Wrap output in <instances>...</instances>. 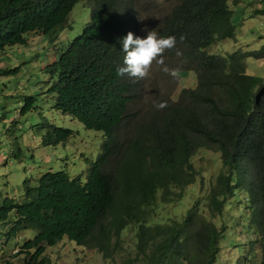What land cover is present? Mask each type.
Listing matches in <instances>:
<instances>
[{
	"label": "trees",
	"instance_id": "16d2710c",
	"mask_svg": "<svg viewBox=\"0 0 264 264\" xmlns=\"http://www.w3.org/2000/svg\"><path fill=\"white\" fill-rule=\"evenodd\" d=\"M78 1L0 0V50L25 44L30 32L51 33L63 26ZM229 1L235 6L240 0H176L160 18L158 38H177L164 54L178 58L179 70H193L197 82L181 88L176 100L157 95L137 122L128 110L134 94L117 69L124 66L120 40L131 31L139 0H86L89 21L45 66L54 77L48 90L54 93L55 108L87 129L102 131L105 138L84 181L64 170H48L35 185L23 181V201H0V242L35 231L16 253L24 254L21 264H54L46 247L63 238L110 258L131 223L134 258L142 264H214L227 225L198 218V200L181 221L149 224L156 215L158 190L159 199L167 202L180 198L194 181L198 171L191 156L200 148L219 152L223 168L209 190L211 215H222L226 202L241 191L252 209L256 238L248 241L237 264H264V94L255 103L264 79L247 74L245 64L247 56L263 58L264 45L226 56L204 50L217 40L234 38ZM257 2L254 12L264 17V0ZM33 100L25 96L20 112L29 111ZM162 101L167 107L158 110L155 105ZM72 134L48 125L41 144L56 145Z\"/></svg>",
	"mask_w": 264,
	"mask_h": 264
},
{
	"label": "rangeland",
	"instance_id": "374dc122",
	"mask_svg": "<svg viewBox=\"0 0 264 264\" xmlns=\"http://www.w3.org/2000/svg\"><path fill=\"white\" fill-rule=\"evenodd\" d=\"M176 0H139L137 16L131 28L135 36L146 38L143 29H155L158 32L160 18L165 16ZM232 21L235 25L234 38L217 40L204 50L209 54L226 56L233 51L258 50L264 45V17L255 14L260 5L257 0H249L245 11L241 6H233ZM90 19V6L86 0H79L70 11L67 23L55 28L51 33L30 32L25 44L6 46L0 50V71L20 66L18 71L2 74L0 72V201L11 197L23 201L25 179L35 185L38 177L48 171L64 170L71 177L84 181L90 163L101 152L104 141L102 131L87 129L81 122L69 114L54 107V93L50 92L54 77L45 66L56 60L67 44L82 32ZM165 65L177 71L173 79L153 61L149 75L134 80L125 75L134 98L128 106L131 121L140 122L150 111L157 95L170 96L176 100L181 88L196 86V74L193 70H179L178 58L164 53ZM159 58V57H158ZM246 73L264 79V57L245 58ZM32 95V108L24 113V97ZM48 125L73 130V134L64 142L56 145H42L41 136ZM192 165L198 171L194 181L184 187L182 196L163 202L157 191L156 215L149 224L165 223L170 218L181 221L187 211L198 200L196 215L198 218L213 222L217 226L227 225L219 240L220 251L214 264H237L248 241L256 238L255 229L250 221L251 208L244 200V192L230 198L222 215H211L209 190L216 175L223 171L219 152L200 148L191 156ZM0 224V230H4ZM33 230L19 232L8 241L0 242V264H21L24 254H11L20 248L22 242L32 238ZM135 225L131 223L123 231L118 247L110 258H104L96 248L79 246L63 238L53 246H47L45 254L54 264H142L135 260ZM241 258V257H240ZM258 261V257L256 259Z\"/></svg>",
	"mask_w": 264,
	"mask_h": 264
},
{
	"label": "clouds",
	"instance_id": "9594fccd",
	"mask_svg": "<svg viewBox=\"0 0 264 264\" xmlns=\"http://www.w3.org/2000/svg\"><path fill=\"white\" fill-rule=\"evenodd\" d=\"M147 32L146 38L135 36L131 31L120 40L124 55V66L117 69L120 76L127 75L134 80L144 79L149 75V70L153 61L163 66V71L169 74L173 79L177 78V71L169 69L164 62L163 53L165 50H171L176 46L177 38L173 35L158 38L155 29H143ZM185 37L181 36L183 42ZM159 57V58H158ZM158 110L167 107V102L162 101L155 105Z\"/></svg>",
	"mask_w": 264,
	"mask_h": 264
},
{
	"label": "water",
	"instance_id": "95a60500",
	"mask_svg": "<svg viewBox=\"0 0 264 264\" xmlns=\"http://www.w3.org/2000/svg\"><path fill=\"white\" fill-rule=\"evenodd\" d=\"M264 94V86H261L255 93V103L258 104L262 95Z\"/></svg>",
	"mask_w": 264,
	"mask_h": 264
},
{
	"label": "crops",
	"instance_id": "0c3cea01",
	"mask_svg": "<svg viewBox=\"0 0 264 264\" xmlns=\"http://www.w3.org/2000/svg\"><path fill=\"white\" fill-rule=\"evenodd\" d=\"M248 2H249V0H240L236 5L237 6H241L242 8H244L243 11H245Z\"/></svg>",
	"mask_w": 264,
	"mask_h": 264
},
{
	"label": "built area",
	"instance_id": "2783aa9c",
	"mask_svg": "<svg viewBox=\"0 0 264 264\" xmlns=\"http://www.w3.org/2000/svg\"><path fill=\"white\" fill-rule=\"evenodd\" d=\"M258 1H260V0H258ZM18 251H19V248H16V249L11 251V254H16Z\"/></svg>",
	"mask_w": 264,
	"mask_h": 264
}]
</instances>
